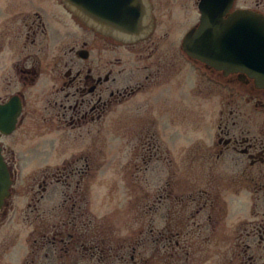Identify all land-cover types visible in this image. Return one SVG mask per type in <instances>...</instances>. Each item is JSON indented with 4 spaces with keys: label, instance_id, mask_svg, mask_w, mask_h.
<instances>
[{
    "label": "flooded vegetation",
    "instance_id": "obj_1",
    "mask_svg": "<svg viewBox=\"0 0 264 264\" xmlns=\"http://www.w3.org/2000/svg\"><path fill=\"white\" fill-rule=\"evenodd\" d=\"M122 1L91 0L109 10L120 7ZM136 1L128 0L127 6ZM201 1L196 0V8L189 13L193 25L180 43L186 61L182 78L165 82L164 47L159 43L164 40L160 33L164 0H144L149 7L145 28L131 36L113 26L92 25L77 10L89 5L90 0H0V107L8 106L13 117L16 115L11 130L8 126L7 130L0 128L2 156L16 182L20 154L28 157L25 152L31 147L44 157L45 165L32 175L39 181L31 198L34 206L29 202L27 208L18 209L12 204V195L0 210V220L14 210H32L39 217H68L50 228L40 226V231L53 234L52 243L59 231H81L82 217L87 214V183L98 177L109 162L104 156L105 135H133L137 153L130 165L137 167L139 158L147 167L151 161L163 159L160 126L165 110L173 114L172 121L182 118L188 123L196 112L202 117L211 114L213 144L199 148L195 162H208L215 168L229 164L235 172L232 179L217 187L213 185L215 178L208 179L203 187L197 186L195 195L183 197L167 192L164 201L170 197L185 205L188 218L199 229L200 216L209 203L216 206L222 190H232V199L242 200L250 194L249 199L264 201V0L226 1L223 18L230 33L235 29L244 51L237 53L236 64L229 65L227 72L209 67L183 47L186 34L201 21ZM244 12L253 16L245 17ZM112 18L107 21L119 20ZM236 47L239 49V43ZM188 71L193 77L186 81ZM202 74L208 80L205 88L198 82ZM181 88L187 95L182 96ZM206 105H210V111L206 110L209 115L200 111ZM174 107L184 111L175 112ZM190 110L194 112L188 114ZM201 123L193 125L198 129ZM174 133L167 137L170 141ZM165 145L164 162L174 168L176 163ZM63 154L67 155L63 165L49 171L52 158ZM198 180L194 184H199ZM56 184H66L72 194L67 191L61 206H41ZM68 200L72 201L69 205ZM251 210L254 211L252 206ZM189 225L184 224L176 234L165 227L164 244L189 246ZM251 225L264 242V221ZM84 228L88 230V225ZM76 233H70V237L93 251V245H85L91 240ZM199 233L193 231L194 236Z\"/></svg>",
    "mask_w": 264,
    "mask_h": 264
},
{
    "label": "rangeland",
    "instance_id": "obj_2",
    "mask_svg": "<svg viewBox=\"0 0 264 264\" xmlns=\"http://www.w3.org/2000/svg\"><path fill=\"white\" fill-rule=\"evenodd\" d=\"M195 8L196 0H164V22L160 30L164 40L160 39L159 43L164 47L165 82L182 78L186 61L180 43L184 33L193 25L189 13ZM184 76L186 81L193 77L189 71ZM198 79L205 88L207 78L202 74ZM179 92L182 96L187 95L184 88ZM174 108L175 112L184 111L181 107ZM206 110L210 111V105L200 109L202 114L209 115ZM211 116L202 117L196 112L190 117V123L182 118L172 121L173 114L165 110L164 123L161 122L160 126L163 159L153 160L147 167L139 158L137 167L130 165L137 153L133 149V135L128 132L118 137L105 135L104 156L109 162L98 177L87 183L88 204L84 206L87 214L82 217L81 231H59L52 243L53 234L40 231V226L50 228L68 217H39L32 210L11 211L0 220V264H264V242L260 241L258 233L252 231L255 228L249 226L251 222L259 224L264 221L263 200H251L249 193H246L248 198L232 199V190H222L221 200L215 201L216 206L209 203L206 212L200 216V229L188 218L186 206L179 205L177 199L169 197L164 201L163 198L159 203L167 192L188 197L190 193L197 194V186L203 187L208 179L215 178L217 182L213 185L217 187L234 176V168L229 164L215 168L208 162H195L198 149L213 144ZM197 122H202L201 128L193 125ZM171 132H175L173 141L167 138ZM165 144L171 151L169 157L176 163L174 169L164 162ZM25 153L28 157L20 154L19 178L13 188L12 204L18 209L27 208L29 202L34 206L35 201L31 198H34L39 181L32 175L45 166L42 164L44 157L34 147ZM66 156L53 157V167L48 170L52 172L61 167ZM196 180L200 183L194 184ZM53 187L41 201V206H61L65 204L67 191L69 194L73 192L67 190L66 184ZM67 202L69 205L72 201ZM208 211L211 212L208 214ZM184 224H190V245L170 247L164 244V228L169 226L176 234ZM87 225L90 231L84 228ZM78 231L80 233H76ZM193 231H200L201 235L194 236ZM70 233L79 236L86 233L93 238L90 239L92 243L97 242L104 249L97 250L93 245L95 248L90 251L70 237ZM44 234H48L46 238H42Z\"/></svg>",
    "mask_w": 264,
    "mask_h": 264
},
{
    "label": "water",
    "instance_id": "obj_3",
    "mask_svg": "<svg viewBox=\"0 0 264 264\" xmlns=\"http://www.w3.org/2000/svg\"><path fill=\"white\" fill-rule=\"evenodd\" d=\"M127 1L123 0L120 7L117 6L115 10H109L107 7H99V4L96 5L90 0L89 5L77 7V10L96 27L103 25L108 28L113 26L116 31L131 36L145 28L144 20L149 16V7L144 0H137L135 5L128 7ZM226 1L202 0L200 6L202 12L201 23L186 35L183 47L188 54L209 67L227 72L229 65L236 64V60H238L236 58L237 53H244V51L243 47L241 48L240 38L236 39L235 29L230 33L223 18L226 13ZM242 15L245 17L253 16L251 13L246 12ZM111 16L114 17L112 20L118 18L119 20L108 22L107 18ZM255 32L257 31L255 30ZM236 43H239V49L236 47ZM15 116L13 117L8 106L0 107V128L7 130L8 126V130H11L15 124ZM12 184L11 173L2 158L0 148V208L4 205L5 199L10 197Z\"/></svg>",
    "mask_w": 264,
    "mask_h": 264
},
{
    "label": "trees",
    "instance_id": "obj_4",
    "mask_svg": "<svg viewBox=\"0 0 264 264\" xmlns=\"http://www.w3.org/2000/svg\"><path fill=\"white\" fill-rule=\"evenodd\" d=\"M163 198H164V196L161 197L159 203L163 202V200H162ZM88 231H90V227H89V226H88ZM84 236L86 237V239H92V238H90V236H88L86 233L84 234ZM85 243H86V242H85ZM95 244H96V242H95ZM95 244H92V242H91V243H86L85 245H87L88 248H90L89 245H94L95 247H98V248L101 249V250L104 249L103 245L101 246L100 244H98V245H95ZM94 246H93V248H95Z\"/></svg>",
    "mask_w": 264,
    "mask_h": 264
}]
</instances>
